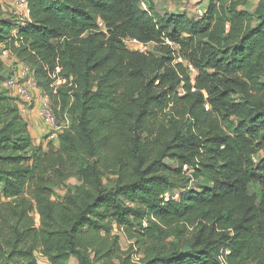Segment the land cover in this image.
Listing matches in <instances>:
<instances>
[{
    "label": "trees",
    "instance_id": "1",
    "mask_svg": "<svg viewBox=\"0 0 264 264\" xmlns=\"http://www.w3.org/2000/svg\"><path fill=\"white\" fill-rule=\"evenodd\" d=\"M251 1L205 0L194 20L140 0H27L22 20L0 0V48L68 125L34 145L0 54V264H264V0Z\"/></svg>",
    "mask_w": 264,
    "mask_h": 264
},
{
    "label": "built area",
    "instance_id": "2",
    "mask_svg": "<svg viewBox=\"0 0 264 264\" xmlns=\"http://www.w3.org/2000/svg\"><path fill=\"white\" fill-rule=\"evenodd\" d=\"M17 6L22 10L23 15L26 19L30 17V10L28 8L27 0H16ZM149 3L150 0H140V6L143 11L149 12ZM206 14V5L203 3L198 8L196 7L192 12V18L194 20H200L204 18ZM100 27L103 29L104 24L100 22ZM123 43L127 50L134 53L148 54L149 47H152L150 44H145L140 42L137 39L126 38L123 40ZM0 54L2 61L6 64L8 60L15 59V67L13 68V74L8 78L6 82V87L16 96L21 98L25 102L24 111L28 110L36 102L35 89L37 83L34 80L33 76L31 77L29 68L20 63L15 56L8 50L0 48ZM181 61V60H180ZM62 81L58 83L61 84ZM40 116L48 129L47 139L48 142L56 143L58 137L61 133L65 131L68 127L67 124H60L53 112L51 105V100L49 96L45 93L41 94L40 97ZM168 196V195H167Z\"/></svg>",
    "mask_w": 264,
    "mask_h": 264
},
{
    "label": "rangeland",
    "instance_id": "3",
    "mask_svg": "<svg viewBox=\"0 0 264 264\" xmlns=\"http://www.w3.org/2000/svg\"><path fill=\"white\" fill-rule=\"evenodd\" d=\"M6 1L8 2V0H1V3L5 6V10L6 12L11 16V17H15V18H19L24 20L23 18V12L22 10L17 6V2L16 0H12L11 1V5H7L5 4ZM151 4L154 6V10L156 13H158L159 15H164L165 13H187L192 15L193 10L197 7H199L200 5L204 4H208L207 2L205 3V0H150ZM258 1L257 0H252L250 2V4L248 5V9L251 11H254L255 8L257 7ZM149 52L152 51V47H149ZM16 63H15V59H11L8 60L6 62V68H7V74L9 76L14 75L13 73V68L15 67ZM188 65V64H187ZM192 72V70H191ZM194 74V72H192ZM11 74V75H10ZM40 97V96H37ZM39 137H43L42 133L40 132ZM264 155V152L261 151L257 156H256V160H258L261 156ZM202 184L201 183H191L189 184V188H195V189H202ZM175 193H178L180 190L179 188H176ZM36 222L37 224H39V216H36ZM122 246L124 249H127L130 245L129 242H127V240L125 239V237L122 236ZM40 264H46L45 260H43L41 257L39 259Z\"/></svg>",
    "mask_w": 264,
    "mask_h": 264
},
{
    "label": "crops",
    "instance_id": "4",
    "mask_svg": "<svg viewBox=\"0 0 264 264\" xmlns=\"http://www.w3.org/2000/svg\"><path fill=\"white\" fill-rule=\"evenodd\" d=\"M12 0L6 1L5 4L11 5ZM36 96H40L41 93L36 91L35 93ZM39 98V97H38ZM40 99L38 102H36V105L34 109H28L26 111L23 110L24 115L29 121V127H30V132L32 134L33 140H34V145L35 146H42L43 148H47L48 146V139H47V131L48 129L46 128L41 116H40ZM40 132L42 133L43 137H39Z\"/></svg>",
    "mask_w": 264,
    "mask_h": 264
},
{
    "label": "water",
    "instance_id": "5",
    "mask_svg": "<svg viewBox=\"0 0 264 264\" xmlns=\"http://www.w3.org/2000/svg\"><path fill=\"white\" fill-rule=\"evenodd\" d=\"M48 133H49V132H48ZM48 133H47V134H48ZM186 252H190V249H189V248H187V249H186Z\"/></svg>",
    "mask_w": 264,
    "mask_h": 264
},
{
    "label": "clouds",
    "instance_id": "6",
    "mask_svg": "<svg viewBox=\"0 0 264 264\" xmlns=\"http://www.w3.org/2000/svg\"><path fill=\"white\" fill-rule=\"evenodd\" d=\"M190 15V14H189ZM192 17V15H190ZM48 135V134H47Z\"/></svg>",
    "mask_w": 264,
    "mask_h": 264
}]
</instances>
